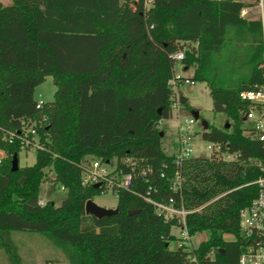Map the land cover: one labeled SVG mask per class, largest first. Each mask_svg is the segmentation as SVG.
<instances>
[{"label": "trees", "instance_id": "16d2710c", "mask_svg": "<svg viewBox=\"0 0 264 264\" xmlns=\"http://www.w3.org/2000/svg\"><path fill=\"white\" fill-rule=\"evenodd\" d=\"M247 6L241 0H155L143 15L132 0L0 4V125L19 129L34 119L41 143L34 162L15 171L10 159L17 158L18 144L3 146L0 252L7 264H24L13 231L42 235L68 264H238L246 242L238 211L258 190L248 182L264 175V146L243 134L246 103L238 96L264 83V0L262 19L241 18ZM178 50L184 77L204 82L212 111L229 120L228 127L207 124L202 137L237 151L240 162L187 158L172 191V153L161 146L156 123L171 114L168 55ZM242 69L245 74L233 76ZM46 75L53 97L36 108L33 90ZM85 157L115 161L130 175L128 189L116 194L115 214L96 219L84 213V202L97 193L79 183ZM45 167L66 189L58 206L37 204ZM141 195L171 197L186 210L200 207L185 214V227L206 238L195 248L171 250L174 219L157 215ZM131 209L136 212L128 214Z\"/></svg>", "mask_w": 264, "mask_h": 264}, {"label": "built area", "instance_id": "2783aa9c", "mask_svg": "<svg viewBox=\"0 0 264 264\" xmlns=\"http://www.w3.org/2000/svg\"><path fill=\"white\" fill-rule=\"evenodd\" d=\"M132 1L140 3L141 13L145 15L153 8L155 0ZM245 14V8L241 9L239 16L244 18ZM149 29H152V26H149ZM168 58L172 61L171 78L167 83L171 92L170 109L176 121L175 136L169 144V150L172 153V161L175 166L170 187L172 191H175L180 181L179 167L185 159L191 157L192 140L195 132L192 127L194 119L190 116L181 117L178 114L180 99L175 94V88L181 81L184 80L192 83L181 73L175 72L176 67H179L181 70L180 63L184 59V52L182 50L175 51L169 54ZM261 67L264 76V55ZM238 96L240 100L246 103V110L242 115V121L245 122V125L242 126L243 134L259 141L264 146V83L254 86L252 89L243 90L239 92ZM42 103L43 101H35V107L39 108ZM160 121L161 119L157 121L156 126L159 125ZM36 124L34 119L27 118L22 121L19 129L6 128L0 125V159L2 158L3 146L6 144L16 142L18 144V151L32 150L35 152V150L40 149L41 143L39 142ZM204 149L210 152V156H215L226 161L240 162L239 153L237 151H230L226 144L222 147L219 143L208 141ZM124 162H128V159H125ZM245 163L248 165H258V162L253 159H247ZM79 168V183L81 187L93 188V185L97 184L94 189L98 193L111 192L116 195L119 190L128 189L130 184V175L121 174L116 167L115 161L103 162L98 158L85 157L79 163ZM250 183L256 184L258 190L248 205L238 211V227L246 242L237 257V262L238 264H264V175L248 182V184ZM141 198L149 203L157 215H160L164 220L174 219L175 231L173 232L174 239L172 240L174 245L170 248L171 250H175L180 246L189 249L196 247L198 243H194L193 239L196 238L198 233L194 235L188 234L184 217L186 213L199 210L200 207L186 210L181 202L176 203L171 197L160 201L146 195H141ZM44 203V200H37L38 205H43ZM228 236L231 238L230 235Z\"/></svg>", "mask_w": 264, "mask_h": 264}, {"label": "rangeland", "instance_id": "374dc122", "mask_svg": "<svg viewBox=\"0 0 264 264\" xmlns=\"http://www.w3.org/2000/svg\"><path fill=\"white\" fill-rule=\"evenodd\" d=\"M250 2L249 0H241ZM252 1V0H251ZM256 2L252 1L251 6H247L248 14L247 17H254L258 14L259 8L256 5ZM2 6L10 4V0H0ZM181 68V67H180ZM182 70V69H181ZM179 67H176L175 72L181 73L183 76L187 72H181ZM191 69H189L190 71ZM246 70H239L234 75L245 74ZM97 77L96 79H100ZM54 92V85L52 83L50 75L44 76L41 83L34 87L33 90V99L37 102L51 101ZM175 94L177 98L184 97L185 104L180 103L178 114L182 116H191L192 111H196L198 117L194 119L193 130L195 135L192 140V151L190 153L193 158H208L210 157V152L204 148L208 144V141L205 140L201 133L204 131L201 123L206 122L208 125H213L216 127L222 126L224 123H227L229 126V120L226 119L225 115L221 112L212 111V102L209 95V90L207 85L204 82H192L181 81L177 84L175 88ZM173 112L168 118L161 119L159 125L157 126L160 129V132L163 133L160 140V144L165 148L166 152L169 150V144L174 139L176 121L173 117ZM245 122H241V126H244ZM4 155V150L1 157ZM34 162V152L32 150L28 151H18L17 153V167L29 166ZM44 177L40 183L38 189V200H44L46 202H51L54 206L60 205L61 201L66 196V189L60 185L53 175V172L48 167L44 169ZM95 204L105 207L113 208L116 205L117 196L111 192H102L94 193L90 198ZM44 203V204H45ZM175 229H172L174 232ZM207 236L206 232L198 233L196 238L193 239L194 243H198L200 240H204ZM11 238L15 242L18 248V255L21 258V261L24 264H41L45 260L53 261L52 264H68L62 255V253L55 248L50 241H48L42 235L36 232H26V231H13L11 233ZM225 239H229L228 235L224 236ZM173 242L170 241L168 244L169 248L173 247ZM0 264H7L5 256L0 252Z\"/></svg>", "mask_w": 264, "mask_h": 264}, {"label": "water", "instance_id": "95a60500", "mask_svg": "<svg viewBox=\"0 0 264 264\" xmlns=\"http://www.w3.org/2000/svg\"><path fill=\"white\" fill-rule=\"evenodd\" d=\"M232 1L233 2H238L239 0H232ZM179 99H180V103H183L185 101L184 97L180 96ZM191 116H192L193 119H196L198 117L197 112L196 111H192L191 112ZM242 120H243V118H242ZM201 125H202V128L204 130L207 128V123L206 122H202ZM224 126L228 127V124L225 123ZM160 135H161V133H160ZM16 169H17V158H16V155L13 154L11 159H10V170L11 171H15ZM96 186H97V184H94L93 188H96ZM83 211H84L85 214H89V215L93 216L96 219H100L103 216H109V215L115 214L117 212V209H116V207L105 208V207H102V206H99V205L95 204L91 199H87L84 202ZM135 212H136L135 209H131V210L128 211V214H132V213H135Z\"/></svg>", "mask_w": 264, "mask_h": 264}, {"label": "crops", "instance_id": "0c3cea01", "mask_svg": "<svg viewBox=\"0 0 264 264\" xmlns=\"http://www.w3.org/2000/svg\"><path fill=\"white\" fill-rule=\"evenodd\" d=\"M250 2H247V1H243V3L244 4H247V5H249V6H251L252 5V1L254 2V0H249ZM257 2H256V5L258 6V8H259V12H258V14L256 15V16H254V17H247V10H248V8L247 7H245V12H246V14H245V16H244V18H246V19H249V20H253V19H256V18H260V19H262V6H261V0H256Z\"/></svg>", "mask_w": 264, "mask_h": 264}]
</instances>
